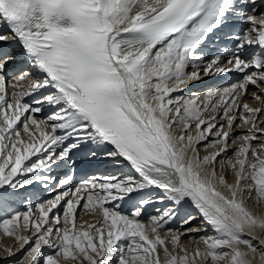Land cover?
Here are the masks:
<instances>
[{"label": "snow or ice", "instance_id": "snow-or-ice-1", "mask_svg": "<svg viewBox=\"0 0 264 264\" xmlns=\"http://www.w3.org/2000/svg\"><path fill=\"white\" fill-rule=\"evenodd\" d=\"M0 213L10 264H264V0H0Z\"/></svg>", "mask_w": 264, "mask_h": 264}, {"label": "bare ground", "instance_id": "bare-ground-1", "mask_svg": "<svg viewBox=\"0 0 264 264\" xmlns=\"http://www.w3.org/2000/svg\"><path fill=\"white\" fill-rule=\"evenodd\" d=\"M194 83V82H193ZM11 91V90H10ZM201 92L202 93H204V92H206V90L205 91H198V92H196V93H183L184 95H189V96H191V95H198V94H201ZM252 106H259L258 104H253ZM246 131V129H238L237 130V135H239V134H241V133H243V132H245ZM205 153H201V155H204ZM81 163L82 164H84V163H86L85 161H81ZM81 163H79V165H81ZM107 165H109V164H107ZM130 171V170H129ZM110 173H112L111 171H107V172H97V173H92V175H107V174H110ZM124 174H130V173H126V172H119V173H115V175H124ZM91 175V176H92ZM80 179L78 180V181H76V182H79L80 180H83V179H87V177H84V175H81L80 177H79ZM28 188V187H27ZM27 188H24V189H20L21 191L22 190H24L23 192H21V193H19V195H17V197L16 198H20L21 196L23 197L24 195H26V197H27V194L26 193H29L30 192V196L32 197V194L33 193H35V191H31V189L29 188L27 191H25ZM20 192V191H19ZM26 192V193H25ZM50 197V196H49ZM29 202H30V200H28ZM27 201V204L29 203ZM17 203L19 202L18 200L16 201ZM26 204V202L25 201H22V203L20 204L21 206L22 205H24V206H26L25 205ZM152 206H155L153 209H151L150 210V212H152V214H155L154 213V209L155 208H157V207H163V205H158V204H153ZM189 209H192V210H194V211H190L193 215H197V220L196 221H194L193 223H199L200 222V218H199V216H198V213H197V211L191 206V204L190 203H188V204H185L181 209H180V216L177 218V220L179 221V219H181V218H183V214L187 211V210H189ZM86 215H89V214H86ZM89 219H91V220H89L88 219V221L89 222H93L94 221V217L93 216H91V215H89ZM87 219V218H86ZM171 226H173V227H178V223H176V224H173V225H171ZM204 233H199V234H197V235H203ZM246 238H248V237H246ZM2 242V241H1ZM9 242V243H8ZM7 243H5L4 245L5 246H10V241H8ZM48 249L47 248H45L44 249V251L46 252ZM2 251H3V249H2ZM21 255H23V253L22 252H18L17 253V256H14V257H7L6 256V254L4 253V254H2V255H0V264H8V262L9 261H11V260H16V259H18Z\"/></svg>", "mask_w": 264, "mask_h": 264}, {"label": "rangeland", "instance_id": "rangeland-1", "mask_svg": "<svg viewBox=\"0 0 264 264\" xmlns=\"http://www.w3.org/2000/svg\"><path fill=\"white\" fill-rule=\"evenodd\" d=\"M29 202V201H28ZM22 211H26V210H22ZM87 218V219H86ZM90 217H89V215H84V217H83V220H87L88 221V219H89ZM83 220L81 221V222H83ZM89 220H91V219H89ZM171 227H173V226H171ZM8 241H10L11 243H10V246L11 245H13L14 243H15V241L13 240V239H10V238H4L3 240H2V243H3V245L5 244V243H7ZM1 242V241H0ZM9 243V242H8ZM5 246V245H4ZM49 252V250H47L45 253H48ZM2 254H4V252L2 251V248H0V255H2ZM22 256V255H21ZM11 261H13V260H11ZM11 261H9L8 262V264H10V262Z\"/></svg>", "mask_w": 264, "mask_h": 264}]
</instances>
